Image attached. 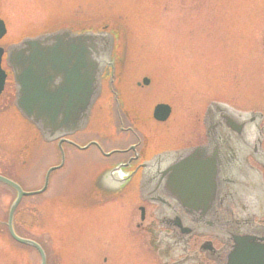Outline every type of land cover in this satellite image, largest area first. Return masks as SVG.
<instances>
[{"label": "rangeland", "instance_id": "obj_1", "mask_svg": "<svg viewBox=\"0 0 264 264\" xmlns=\"http://www.w3.org/2000/svg\"><path fill=\"white\" fill-rule=\"evenodd\" d=\"M0 17L8 28L0 46L58 28L108 26L118 36L116 50L126 68L130 117L150 136L143 140L150 148L155 142L159 149L181 145L196 114L212 100L264 109V0H0ZM15 93L8 78L0 97V175L32 192L43 188L47 171L61 160L56 141L44 142L20 115ZM158 103L173 108L165 124L151 120ZM99 105L107 110V103ZM106 120L96 130L102 137ZM66 149V162L53 172L48 189L22 200L18 234L41 243L48 264H167L156 257L160 235L137 227L152 221L140 218L138 179L131 176L122 193L110 196L99 181L101 155L92 148ZM15 198L0 183L4 225ZM40 262L35 249L0 229V264Z\"/></svg>", "mask_w": 264, "mask_h": 264}, {"label": "water", "instance_id": "obj_2", "mask_svg": "<svg viewBox=\"0 0 264 264\" xmlns=\"http://www.w3.org/2000/svg\"><path fill=\"white\" fill-rule=\"evenodd\" d=\"M6 33L5 21L0 17V40ZM115 35L108 26L82 31L66 27L34 37H25L7 50L0 47V96L4 92L8 77L2 67L6 53V61L11 68L16 89V108L37 130L43 141L59 140L62 150L61 164L48 170L45 184L40 190L27 192L14 180L0 175V182L16 191V198L6 222L8 231L14 240L38 251L40 264H48L46 251L37 241L16 233L15 214L24 197L44 193L48 189L52 172L63 167L65 155L62 142L72 143L66 137L88 126L94 105L102 91L103 75L112 65L113 52L117 51L118 36ZM149 81L148 78L143 80L146 85ZM171 113L172 107L169 104L159 103L154 108L153 116L163 122L168 120ZM210 114L214 115L217 122L215 127L214 124L210 126V130H219L220 134L227 132L234 136L239 131L242 134L243 128L254 115L234 111L231 107L216 102L211 105ZM217 140L216 134H210L208 145L159 154L144 163L140 185L142 198L165 206L177 205L173 216L161 219L166 228L183 234L190 233V228L186 226V217L191 216V211L195 209L197 213H201L207 209L210 212L216 205L218 184L211 175L212 167L207 163H195L189 159L192 154L201 157L206 151L210 153ZM88 147L89 145L81 149ZM216 147H220L219 143ZM213 168L215 169L214 164ZM206 170L209 172L208 176ZM223 172L225 185L235 184L227 165H224ZM227 196V191H224L222 202L229 206L226 217L230 218L235 198ZM206 216V213L199 217L196 214L200 221L206 220ZM168 233H160V245L167 246L171 242V232ZM235 253L230 257L234 264H263L250 255L242 257L241 262L236 261L239 255Z\"/></svg>", "mask_w": 264, "mask_h": 264}, {"label": "flooded vegetation", "instance_id": "obj_3", "mask_svg": "<svg viewBox=\"0 0 264 264\" xmlns=\"http://www.w3.org/2000/svg\"><path fill=\"white\" fill-rule=\"evenodd\" d=\"M9 46L3 47L7 49ZM121 57L120 51L113 52L112 65L103 75L102 91L88 127L69 136L68 140L72 143L62 142L65 161L68 155L66 146L83 151L91 148L97 151L104 159L102 176L105 175V177L99 178V181L104 184L102 190L107 188L104 192L110 196L122 193L125 189H123L124 178L122 179L118 173L119 169L128 173L126 182L131 181V176L138 179L140 218L143 222L148 217L152 221L144 227L142 223H139L137 227L154 233H161L164 230H167L168 234L171 232V242L167 246L155 242L156 257L161 259L163 256L167 264H234L230 261L233 252L239 255L236 261L241 262L242 257L250 255L264 264V109H241L226 100H212L206 107L204 106L205 109H202L201 114H196L195 123L181 145L159 149L155 147V142V145H152L154 147L150 148L148 144H143V140L150 136L135 126L138 122L135 116L130 117V112L133 114L134 111L126 101V68L123 66ZM3 67L8 72V78H12L11 69L4 64ZM137 85L141 86L142 83L137 82ZM102 102L107 103V110H103L104 108L99 105ZM215 102L227 105L234 111L254 114L243 128L241 135L240 131L234 136L227 132L220 134L219 130H210V126L214 124L215 127L217 123L214 115L210 114V107ZM96 110L99 115L95 114ZM172 114L167 121L161 122L154 120L152 112L151 120L165 124L171 119ZM103 118L107 119V125L106 133L102 137L96 130L101 127ZM94 123L97 128L93 127ZM107 129L110 131L108 132ZM209 133L216 134L218 138L210 151L211 154L209 151L201 157L192 154L189 160L195 163L204 162L212 167L211 175L218 184L216 205L210 212L207 209L201 213L200 211L197 213L195 209L191 211L189 214L191 216L186 217V226L190 228V233L183 234L180 231L168 229L161 219L173 216L177 205L165 206L142 198L140 185L144 171L143 165L159 154L208 145ZM117 141L123 143L116 145ZM59 143L60 141H56L60 160H62ZM218 143L220 147H216ZM88 145L87 149H81ZM224 165H227L235 184L225 185ZM208 173L206 170L207 176ZM108 189L114 193L110 191L108 193ZM224 191H227V197L235 198L232 217L229 213L230 218L226 217V209L229 206H225L222 202ZM204 213L207 214L206 220L200 221L196 214L199 217Z\"/></svg>", "mask_w": 264, "mask_h": 264}, {"label": "trees", "instance_id": "obj_4", "mask_svg": "<svg viewBox=\"0 0 264 264\" xmlns=\"http://www.w3.org/2000/svg\"><path fill=\"white\" fill-rule=\"evenodd\" d=\"M0 229H5V230H7L6 225L2 224L1 221H0ZM7 233H8V230H7ZM8 234H9V233H8ZM9 237H11V236L9 235ZM12 240H13V239H12Z\"/></svg>", "mask_w": 264, "mask_h": 264}, {"label": "bare ground", "instance_id": "obj_5", "mask_svg": "<svg viewBox=\"0 0 264 264\" xmlns=\"http://www.w3.org/2000/svg\"><path fill=\"white\" fill-rule=\"evenodd\" d=\"M7 34H8V32H7Z\"/></svg>", "mask_w": 264, "mask_h": 264}]
</instances>
